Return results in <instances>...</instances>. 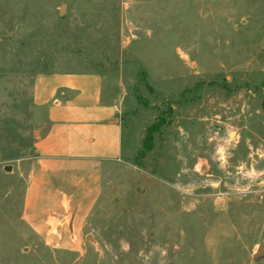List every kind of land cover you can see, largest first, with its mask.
I'll use <instances>...</instances> for the list:
<instances>
[{
	"label": "rangeland",
	"instance_id": "obj_1",
	"mask_svg": "<svg viewBox=\"0 0 264 264\" xmlns=\"http://www.w3.org/2000/svg\"><path fill=\"white\" fill-rule=\"evenodd\" d=\"M44 72L123 126L77 251L23 216ZM0 264H264V0H0Z\"/></svg>",
	"mask_w": 264,
	"mask_h": 264
},
{
	"label": "crops",
	"instance_id": "obj_2",
	"mask_svg": "<svg viewBox=\"0 0 264 264\" xmlns=\"http://www.w3.org/2000/svg\"><path fill=\"white\" fill-rule=\"evenodd\" d=\"M105 95L103 76L96 72L33 78L34 103L46 109L47 127L33 143L23 216L51 247L80 250L105 173L123 157L118 106Z\"/></svg>",
	"mask_w": 264,
	"mask_h": 264
},
{
	"label": "water",
	"instance_id": "obj_3",
	"mask_svg": "<svg viewBox=\"0 0 264 264\" xmlns=\"http://www.w3.org/2000/svg\"><path fill=\"white\" fill-rule=\"evenodd\" d=\"M5 169H6L7 171H10V170H11V165H7V166H5ZM261 251H262V247H259L258 252L261 253Z\"/></svg>",
	"mask_w": 264,
	"mask_h": 264
}]
</instances>
